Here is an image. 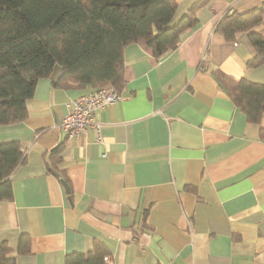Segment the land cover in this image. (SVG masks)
Returning <instances> with one entry per match:
<instances>
[{"label": "crops", "instance_id": "0c3cea01", "mask_svg": "<svg viewBox=\"0 0 264 264\" xmlns=\"http://www.w3.org/2000/svg\"><path fill=\"white\" fill-rule=\"evenodd\" d=\"M194 1L177 0L178 15ZM263 2L211 0L160 57L143 40L127 44L121 99L79 137L60 126L66 104L96 88L39 78L27 117L0 125V140L25 153L12 198L0 199V246L17 249L27 233L18 264H65L99 241L110 264H264V116L248 121L212 71L264 83V64L247 65V33L234 44L215 30L226 12Z\"/></svg>", "mask_w": 264, "mask_h": 264}, {"label": "trees", "instance_id": "16d2710c", "mask_svg": "<svg viewBox=\"0 0 264 264\" xmlns=\"http://www.w3.org/2000/svg\"><path fill=\"white\" fill-rule=\"evenodd\" d=\"M211 0H195L178 15L177 0H0V125L27 117V100L38 79L50 77L56 66L63 75L55 85L100 88L124 81V47L143 40L160 57L176 49L185 30L197 24V11ZM264 18V2L246 12L230 10L215 26L234 40L247 33L255 53L248 67L264 64V34L256 26ZM212 71L247 120L261 124L264 83ZM264 139V127L260 128ZM62 146L54 148L53 166ZM20 141L0 140V199L13 196L11 174L24 161ZM58 168V166H56ZM30 249V236H20L17 249L0 246V264H18ZM107 247L96 242L88 252L67 255L65 264H106Z\"/></svg>", "mask_w": 264, "mask_h": 264}, {"label": "built area", "instance_id": "2783aa9c", "mask_svg": "<svg viewBox=\"0 0 264 264\" xmlns=\"http://www.w3.org/2000/svg\"><path fill=\"white\" fill-rule=\"evenodd\" d=\"M121 97V93L109 84L98 88L96 91L91 92V94L74 99L67 103L68 111L61 121V125L65 127V131L70 137L82 135L87 131L89 126L99 128L93 121L95 109L115 103ZM108 259L110 258L107 257Z\"/></svg>", "mask_w": 264, "mask_h": 264}, {"label": "rangeland", "instance_id": "374dc122", "mask_svg": "<svg viewBox=\"0 0 264 264\" xmlns=\"http://www.w3.org/2000/svg\"><path fill=\"white\" fill-rule=\"evenodd\" d=\"M232 41H233L234 44H238V41H237L236 38H235L234 40H232ZM51 75H52V74H51ZM50 78H51V76H50ZM51 80H52V79H51ZM52 81H53V80H52ZM53 82H55V81H53ZM111 85H112V84H111ZM55 86L60 87V86H58V85H55ZM112 86H114V85H112ZM114 88L116 89L115 86H114ZM96 90H97V89H96ZM96 90H95V91H96ZM92 92H93V91H92ZM88 94H91V92L81 94V95H79L78 97H76L75 99H78L79 97H81V96H85V95H88ZM73 100H74V99H73ZM71 101H72V100H71ZM108 105H110V104H108ZM108 105L101 106V107L95 109V111H94V113H93V121H94V123H96L95 120H94L95 112H96L98 109L104 108V107H106V106H108ZM66 107H67V104H66ZM66 113H67V112H66ZM66 113L64 114V116L66 115ZM64 116L62 117V120H63ZM62 120H61V121H62ZM96 124H97V123H96ZM60 126H61V128L65 131V127H64V126L62 127L61 124H60ZM67 136H68L69 138H72V137H70V136L68 135V133H67ZM80 136H81V135H80ZM74 137H76V136H74ZM78 137H79V136H78ZM21 150H22V148H21ZM22 152H23V151H22ZM24 156H25V153H24ZM11 175H12V174H11ZM107 257H108V256H105V257H104V260H105L106 264H110V262H111L110 259H111V258L109 257L110 259L107 260Z\"/></svg>", "mask_w": 264, "mask_h": 264}, {"label": "water", "instance_id": "95a60500", "mask_svg": "<svg viewBox=\"0 0 264 264\" xmlns=\"http://www.w3.org/2000/svg\"><path fill=\"white\" fill-rule=\"evenodd\" d=\"M62 75H63L62 69L59 66H56L54 71H53V73H52V75H51V79L53 81L57 82ZM61 181H62L66 191L68 193H70V188H69V185H68L67 181L65 179H63V178L61 179Z\"/></svg>", "mask_w": 264, "mask_h": 264}]
</instances>
